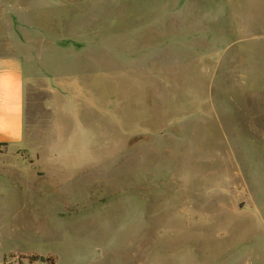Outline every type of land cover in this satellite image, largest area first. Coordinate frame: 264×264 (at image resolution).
<instances>
[{
	"label": "rangeland",
	"instance_id": "obj_1",
	"mask_svg": "<svg viewBox=\"0 0 264 264\" xmlns=\"http://www.w3.org/2000/svg\"><path fill=\"white\" fill-rule=\"evenodd\" d=\"M0 21L29 81L0 264H264V0H0Z\"/></svg>",
	"mask_w": 264,
	"mask_h": 264
},
{
	"label": "crops",
	"instance_id": "obj_2",
	"mask_svg": "<svg viewBox=\"0 0 264 264\" xmlns=\"http://www.w3.org/2000/svg\"><path fill=\"white\" fill-rule=\"evenodd\" d=\"M13 27L9 21L0 23L1 41L13 46L0 52V144L4 146L22 144L27 127L28 65Z\"/></svg>",
	"mask_w": 264,
	"mask_h": 264
},
{
	"label": "trees",
	"instance_id": "obj_3",
	"mask_svg": "<svg viewBox=\"0 0 264 264\" xmlns=\"http://www.w3.org/2000/svg\"><path fill=\"white\" fill-rule=\"evenodd\" d=\"M5 144H0V146H3ZM37 259H45L49 264H56V257L53 255L48 256L47 258L41 256V255H33L30 257V261H35Z\"/></svg>",
	"mask_w": 264,
	"mask_h": 264
}]
</instances>
